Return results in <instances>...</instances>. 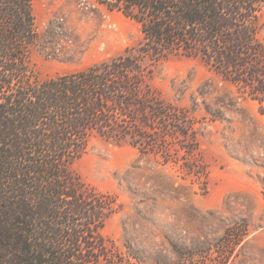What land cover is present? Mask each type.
Masks as SVG:
<instances>
[{
  "label": "rangeland",
  "instance_id": "rangeland-1",
  "mask_svg": "<svg viewBox=\"0 0 264 264\" xmlns=\"http://www.w3.org/2000/svg\"><path fill=\"white\" fill-rule=\"evenodd\" d=\"M32 76L45 82L131 54L139 112L120 141L94 134L70 167L112 201L101 235L123 264H264V89L201 57L140 51L141 25L92 0H33ZM256 39L264 45V9ZM264 87V79L262 80Z\"/></svg>",
  "mask_w": 264,
  "mask_h": 264
},
{
  "label": "trees",
  "instance_id": "trees-1",
  "mask_svg": "<svg viewBox=\"0 0 264 264\" xmlns=\"http://www.w3.org/2000/svg\"><path fill=\"white\" fill-rule=\"evenodd\" d=\"M136 20L140 51L201 57L264 89L257 23L264 0H92ZM33 0H0V264H123L101 235L110 198L70 170L98 134L120 141L144 119L140 62L131 54L39 82Z\"/></svg>",
  "mask_w": 264,
  "mask_h": 264
}]
</instances>
